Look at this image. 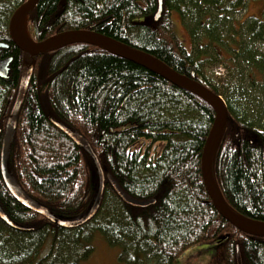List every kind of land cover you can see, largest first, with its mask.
I'll use <instances>...</instances> for the list:
<instances>
[{
  "label": "trees",
  "instance_id": "1",
  "mask_svg": "<svg viewBox=\"0 0 264 264\" xmlns=\"http://www.w3.org/2000/svg\"><path fill=\"white\" fill-rule=\"evenodd\" d=\"M25 1L0 0V43L10 41L9 19ZM247 3L163 0L155 21L158 0H38L27 25L34 41L92 29L153 55L220 95L204 72L209 48L230 49L231 61L238 55L241 64L264 76V53L252 46L264 44V21L251 16L234 21ZM174 12L186 24L192 52L175 34ZM15 53L9 74L0 77V155L21 58L27 64L33 60L19 48ZM36 57L9 154V169L20 185L62 218L79 217L89 207L98 185L94 164L51 122L54 118L89 140L105 173L127 194L155 202L128 204L107 179L95 216L81 226L62 227L13 197L0 163V203L26 227L16 229L0 218V264H81L94 250L96 233L120 249L126 264H173L190 247L209 241L222 245L224 264H238L237 246L241 264H264V237L225 219L205 188L202 153L215 120L207 99L91 44L67 43ZM226 104L229 118L213 158L215 181L232 210L264 222V106L249 100Z\"/></svg>",
  "mask_w": 264,
  "mask_h": 264
},
{
  "label": "water",
  "instance_id": "2",
  "mask_svg": "<svg viewBox=\"0 0 264 264\" xmlns=\"http://www.w3.org/2000/svg\"><path fill=\"white\" fill-rule=\"evenodd\" d=\"M37 2L38 0H27L14 11L9 22L10 35L15 44L23 52L28 53L32 56H37L40 53H43L47 50H50L63 44L72 42H84L86 44L98 46L114 55L125 58L140 66H143L148 70L167 79L175 85L193 90L201 94L205 99H207L211 103L215 111V120L213 122L204 147L201 165L205 188L211 198V201L213 202L219 213L225 219H227L229 222H231L234 226H236L244 233L257 237H264V222L249 219L233 211L224 201L216 185L213 173V156L219 137L229 118V111L221 97L217 95L213 90L202 84L200 81L191 78L190 76L179 74L166 63H164L162 60L157 59L142 50H139L121 41H118L109 36L92 30H67L58 34H54L46 38L45 40L39 42L23 40L18 34V20L22 17L23 14H26L28 11L34 9ZM162 10L163 0H158V10L154 16V19L156 21L160 18ZM0 47H5V44L0 43ZM10 61L11 58L5 60L0 59V77L7 76L9 72ZM32 73L33 62L30 64H24L18 91L4 127V133L1 144V174L7 189L13 195V197L28 209L40 213L46 218H48L50 221L66 228H75L81 226L86 222L90 221L95 216V214L99 210L103 199L104 190L106 186V179L109 180L115 192L126 203L131 204L133 206H147L149 204L154 203V200H139L129 196L121 188V186L117 183L115 178L110 173L105 174L99 157L93 150L89 141L83 136V134L54 118H51L53 123L65 134L71 137L72 140L78 146L83 148L85 152L92 158L97 174V190L86 211L81 216L76 218H62L55 215L46 205H44L39 200L32 197L25 191V189L20 185V183L13 176L9 169V154L14 134L17 128L20 109L30 83ZM0 218L8 225L16 229H26L24 225L16 222L8 215V213L2 207L1 203ZM237 260L238 264H241L239 246H237Z\"/></svg>",
  "mask_w": 264,
  "mask_h": 264
},
{
  "label": "rangeland",
  "instance_id": "3",
  "mask_svg": "<svg viewBox=\"0 0 264 264\" xmlns=\"http://www.w3.org/2000/svg\"><path fill=\"white\" fill-rule=\"evenodd\" d=\"M248 3L249 5L246 7L244 13L241 12L234 16L235 24H237V21L244 19L243 17L250 16L261 18L264 21V0H249ZM172 19L175 34L192 52V38L185 27V22L182 21L176 12L172 14ZM252 46L264 53V44L254 43ZM220 47L223 53L219 52V50L216 51L213 47L209 48L206 56L203 55V57L212 56L210 59H213L214 62L210 61V59L209 61H204V72L213 81L214 85L217 86L222 100L225 103H227L228 99L234 102L249 100L250 102L255 101L259 106H264V76L261 70L257 68L255 69L256 72H252L246 63H240L238 55L236 61H231V57L233 58L235 52H232L230 49L228 50L226 47ZM218 57L223 59L216 62L215 60ZM220 66L224 68V73L221 76L215 73V69ZM253 77L258 80V83L257 81H253ZM252 82L259 85H252ZM246 90H248L249 94H245V99L243 93ZM92 244L94 245L93 252L81 264H126L119 258L120 249L110 245L100 233L95 234ZM173 264H224L222 245L214 241L194 245L177 257L173 261Z\"/></svg>",
  "mask_w": 264,
  "mask_h": 264
},
{
  "label": "bare ground",
  "instance_id": "4",
  "mask_svg": "<svg viewBox=\"0 0 264 264\" xmlns=\"http://www.w3.org/2000/svg\"><path fill=\"white\" fill-rule=\"evenodd\" d=\"M27 1V0H26ZM25 1V2H26ZM24 2V3H25ZM158 10V9H157ZM31 11V10H30ZM29 12V11H28ZM27 12V13H28ZM27 13L26 14H23L22 17L18 20V23H17V30H18V34L19 36L23 39V40H27L29 41L30 40V36L28 34V26H27ZM86 30H92V29H86ZM93 31V30H92ZM76 43H80V42H76ZM81 43H84V42H81ZM5 47H7V45L5 44ZM0 48H4V47H0ZM48 51V50H47ZM46 52V51H45ZM44 53V52H43ZM151 55V54H150ZM153 56V55H152ZM156 58V57H155ZM158 59V58H157ZM33 62V71H34V67H35V63L36 61L33 59L31 61V63ZM24 64H27V62H25ZM30 64V63H29ZM24 67V65H23ZM23 67H22V70H23ZM22 70H21V73H22ZM33 74V73H32ZM180 74V73H179ZM8 75V74H7ZM184 75V74H182ZM5 78V77H3ZM20 79H21V76H20ZM168 81V80H167ZM19 83H20V80H19ZM173 84V83H172ZM19 87V85H18ZM28 89V88H27ZM18 91V89H17ZM14 103V102H13ZM23 104V103H22ZM51 122L53 123L52 119L50 118ZM54 124V123H53ZM55 125V124H54ZM56 126V125H55ZM57 127V126H56ZM61 130V129H60ZM67 135V134H66ZM209 136V135H208ZM71 138V137H70ZM72 139V138H71ZM207 141V140H206ZM206 144V143H205ZM205 147V146H204ZM204 151V149H203ZM203 154V153H202Z\"/></svg>",
  "mask_w": 264,
  "mask_h": 264
},
{
  "label": "flooded vegetation",
  "instance_id": "5",
  "mask_svg": "<svg viewBox=\"0 0 264 264\" xmlns=\"http://www.w3.org/2000/svg\"><path fill=\"white\" fill-rule=\"evenodd\" d=\"M11 18V17H10ZM10 20V19H9ZM8 26H9V22H8ZM9 37H10V41H8L7 42V44L6 43H4V44H6L7 45V47H4V48H0V59L1 60H5V59H8V58H11V61H10V64H9V72H10V67H11V64H12V62L14 61V59H15V57H16V53L14 54V50L16 49V48H19L16 44H15V42L13 41V39H12V37H11V35H10V32H9ZM32 38V37H31ZM20 49V48H19ZM21 50V49H20ZM32 58L30 59V60H32V59H36L37 57L36 56H31ZM21 60H22V63H21V66L23 67V65H24V63L26 62V61H28V59L27 58H25V56L23 57V58H21ZM9 72H8V74H9ZM7 77V76H6ZM1 78H3V77H1Z\"/></svg>",
  "mask_w": 264,
  "mask_h": 264
}]
</instances>
